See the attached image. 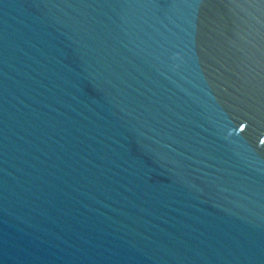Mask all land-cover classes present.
Masks as SVG:
<instances>
[{
  "label": "water",
  "instance_id": "95a60500",
  "mask_svg": "<svg viewBox=\"0 0 264 264\" xmlns=\"http://www.w3.org/2000/svg\"><path fill=\"white\" fill-rule=\"evenodd\" d=\"M0 264H264V0H0Z\"/></svg>",
  "mask_w": 264,
  "mask_h": 264
}]
</instances>
